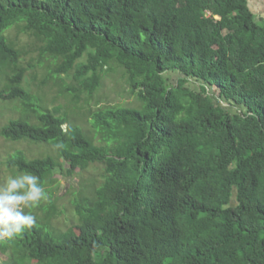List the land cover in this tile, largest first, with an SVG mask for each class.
I'll return each mask as SVG.
<instances>
[{
	"label": "trees",
	"instance_id": "16d2710c",
	"mask_svg": "<svg viewBox=\"0 0 264 264\" xmlns=\"http://www.w3.org/2000/svg\"><path fill=\"white\" fill-rule=\"evenodd\" d=\"M39 70L66 113L31 91ZM111 72L137 104L99 107ZM0 83L16 113L0 136L43 145L0 165L47 194L0 264H264V18L249 0H0ZM56 173L80 177L66 230Z\"/></svg>",
	"mask_w": 264,
	"mask_h": 264
},
{
	"label": "rangeland",
	"instance_id": "374dc122",
	"mask_svg": "<svg viewBox=\"0 0 264 264\" xmlns=\"http://www.w3.org/2000/svg\"><path fill=\"white\" fill-rule=\"evenodd\" d=\"M249 3L251 10L253 11L254 14H256L257 18H264V0H249ZM25 37L26 35L24 34L21 36V39L23 40L21 45L26 44ZM34 55L37 56L38 54H34ZM29 59H30V55L28 56L27 60ZM31 74L32 73H29L28 75L29 82H30ZM179 76L180 75L178 73L165 74V77L169 78L170 82L172 83H175L176 80H178ZM43 78H44V71L39 70L37 73V81L31 84V91L36 97L41 99L44 105L46 103L49 109L51 110L58 109L59 112L63 114L66 113L67 107L69 106L70 103L69 98H65L61 96L60 94L61 89L54 82L49 81L45 85H42L41 81L43 80ZM121 79L122 78L120 75L112 72L109 73V75L105 76V85L102 88V91H100V94L97 96V99L100 100L99 107L129 106V105L137 104V100L135 99V97L130 95L129 88L126 85L125 81ZM65 83L66 85H72L73 84L72 78L66 79ZM0 87H1V83H0ZM97 99L92 101V106L94 105V103H96ZM216 103L223 105L222 103L219 102L218 99H216ZM81 106H83V102H81ZM71 107L75 108L74 106ZM225 107L228 108V106ZM14 110H15V104L12 103L4 104L0 102V127L8 123V121L11 118H14L16 116ZM71 112L69 113L70 117H71ZM77 113L79 117L83 118V120L79 119L78 123L82 126L91 127V122L89 121L90 117L87 114V111L86 110L77 111ZM40 146L35 144H30L29 142H25V141L20 143L7 142L4 141V139L0 136V157L3 156L2 154H6L7 151L13 152V150L15 149H24L29 154V156L38 155L43 148V145ZM0 169H1L0 172V185H1L2 179L3 181H6L10 175L13 176V172L7 169L6 166L3 165H0ZM102 173H103L102 170L91 169L90 172L89 171L84 172L83 174H85V177H89L90 175L91 176L95 175L100 179V175H102ZM56 178L59 179L60 183L62 184L61 193H58V195L60 196V200L58 204V206L60 207L59 210L61 214H63V211H65V213L55 221V224L58 226V228L62 230H66L68 227L75 224V218H74L75 210L71 205V200H73V194L64 195L63 193L66 190V185L68 184H74L78 186V181L80 177L78 178L77 176H74L73 178L66 179L61 173H56ZM72 227H76V225H73Z\"/></svg>",
	"mask_w": 264,
	"mask_h": 264
},
{
	"label": "clouds",
	"instance_id": "9594fccd",
	"mask_svg": "<svg viewBox=\"0 0 264 264\" xmlns=\"http://www.w3.org/2000/svg\"><path fill=\"white\" fill-rule=\"evenodd\" d=\"M62 130L65 126H61ZM55 148H63V143H57ZM47 194L37 176L24 172L9 176L0 187V241L11 239L25 229L36 224V218L24 208H31L46 200Z\"/></svg>",
	"mask_w": 264,
	"mask_h": 264
}]
</instances>
